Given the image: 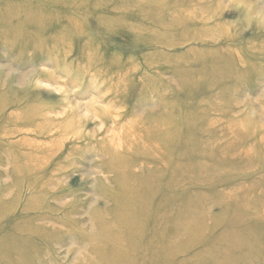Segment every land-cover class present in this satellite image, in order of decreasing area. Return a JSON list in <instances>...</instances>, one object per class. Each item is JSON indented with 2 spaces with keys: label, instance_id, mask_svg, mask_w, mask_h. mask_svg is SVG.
<instances>
[{
  "label": "rangeland",
  "instance_id": "1",
  "mask_svg": "<svg viewBox=\"0 0 264 264\" xmlns=\"http://www.w3.org/2000/svg\"><path fill=\"white\" fill-rule=\"evenodd\" d=\"M0 264H264V0H0Z\"/></svg>",
  "mask_w": 264,
  "mask_h": 264
}]
</instances>
